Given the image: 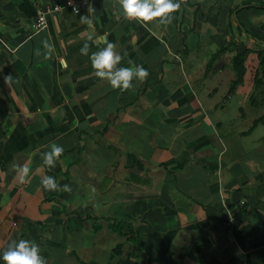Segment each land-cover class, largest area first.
<instances>
[{"label": "crops", "instance_id": "obj_1", "mask_svg": "<svg viewBox=\"0 0 264 264\" xmlns=\"http://www.w3.org/2000/svg\"><path fill=\"white\" fill-rule=\"evenodd\" d=\"M61 1L0 0V253L25 239L46 264H264V0H179L147 27L119 0H89L37 29L38 7ZM109 42L117 67L147 69L130 89L94 74ZM53 142L64 152L49 167Z\"/></svg>", "mask_w": 264, "mask_h": 264}, {"label": "clouds", "instance_id": "obj_2", "mask_svg": "<svg viewBox=\"0 0 264 264\" xmlns=\"http://www.w3.org/2000/svg\"><path fill=\"white\" fill-rule=\"evenodd\" d=\"M119 2L126 19L136 20L145 27L156 18H160L159 23L170 22L173 19L172 13L180 7L179 0H119ZM81 22L88 24L90 20L87 16H83ZM44 47L47 49L45 56H51L54 45L45 41ZM80 51L82 54H88V44L85 43ZM122 59V55L114 51V45L111 42L90 56L95 76L106 79L111 88L123 91L133 87L134 78L142 80L148 75V72L142 65L135 66V70L132 67H117ZM63 152V146L53 142L50 151L42 154L43 164L54 167ZM29 171L27 166L20 169L22 181L25 180ZM41 183L48 189L58 187L55 179L51 176L43 177ZM64 187L66 190L69 189L68 185ZM0 261H3L4 264H46L45 259L40 255L39 245L25 239L11 241L7 249L0 253Z\"/></svg>", "mask_w": 264, "mask_h": 264}, {"label": "trees", "instance_id": "obj_3", "mask_svg": "<svg viewBox=\"0 0 264 264\" xmlns=\"http://www.w3.org/2000/svg\"><path fill=\"white\" fill-rule=\"evenodd\" d=\"M253 5H243L239 8H236L232 11V14L234 15V12L237 10L239 11L240 9L243 8H247V7H252ZM255 6V5H254ZM258 8H263L264 9V3H260L259 5L255 6ZM199 9V5L198 8L196 10V13L198 12ZM195 13V14H196ZM240 27L241 29H243V26H241L240 23ZM248 34H250L249 32H247ZM253 36V35H252ZM253 38L256 39V41H258L259 43L264 45V41L262 40V38L258 37L257 35H254ZM225 48H221L220 51H218L214 56L213 59H215L216 57H218L222 52H224ZM250 50H246L242 53H238L233 57V66H234V70L236 72V78L233 80L232 86L230 88V92H233L237 86L241 83H243L244 81V77L246 74V66H245V61L247 56L249 55ZM258 56L260 59V67L258 69L257 75L255 77V86L256 88H259L262 84H264V49L260 50L258 52ZM261 121H264V119H261ZM259 121H255V126L258 124Z\"/></svg>", "mask_w": 264, "mask_h": 264}, {"label": "built area", "instance_id": "obj_4", "mask_svg": "<svg viewBox=\"0 0 264 264\" xmlns=\"http://www.w3.org/2000/svg\"><path fill=\"white\" fill-rule=\"evenodd\" d=\"M89 5V0H64L57 3H49L45 7H38L37 20L35 27L41 29L47 25L50 15L61 11L64 8L70 9L73 13H80L84 7ZM233 219L225 222L228 228H231Z\"/></svg>", "mask_w": 264, "mask_h": 264}, {"label": "rangeland", "instance_id": "obj_5", "mask_svg": "<svg viewBox=\"0 0 264 264\" xmlns=\"http://www.w3.org/2000/svg\"><path fill=\"white\" fill-rule=\"evenodd\" d=\"M197 5L201 6L200 4H197ZM197 8H198V6H197ZM196 10H197V9H196ZM262 40H263V39H262ZM263 41H264V40H263ZM253 118H254V115L249 114V116H248L246 119H242V121H241V120L238 121V122H237V126H238L240 129H247V128L251 127ZM259 128L262 129V130H264V124H261V125L259 126ZM258 133H259V131H256V132H255V137H257ZM255 142H259V140H255ZM257 144H258V143H257ZM224 225H225V223H224ZM225 226H226V225H225ZM226 227H227V226H226ZM227 228H228V227H227ZM229 229H230V228H229ZM112 244H113L112 246H116V245H117V243H116L115 241H113Z\"/></svg>", "mask_w": 264, "mask_h": 264}]
</instances>
